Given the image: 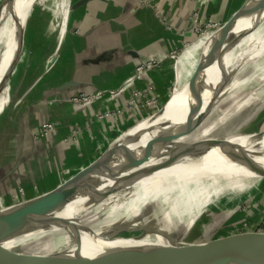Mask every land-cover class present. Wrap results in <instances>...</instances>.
I'll return each mask as SVG.
<instances>
[{
	"label": "bare ground",
	"instance_id": "6f19581e",
	"mask_svg": "<svg viewBox=\"0 0 264 264\" xmlns=\"http://www.w3.org/2000/svg\"><path fill=\"white\" fill-rule=\"evenodd\" d=\"M36 1L5 0L0 7V104L9 74L15 69L21 27L26 25ZM262 2L251 0L236 23L222 33L224 41L227 37L231 41L225 44L222 41L217 46L215 41L221 33L215 31L201 46L205 51L204 65L197 70L191 86L206 80L185 97L172 99L174 104L184 101L180 113L170 119L176 120L177 125H170L164 132L173 103L152 119L140 122L120 139L112 170L99 178L85 197L67 206L50 205L35 213L40 224L22 221L15 232L13 230L0 244V264H90L92 257L107 246L104 242H110L119 232L135 230L144 234L137 245L118 246L121 240L108 252L115 264L190 255L195 253L196 247L188 241L181 243L179 237L182 218L193 211L190 202L194 213L233 212L263 186L264 137L246 141L230 154L221 153L223 145L233 140L227 136L216 139L198 134L177 141L169 138L192 121L194 111L202 108L199 115L209 111V96L222 91L226 83L244 87V83L237 81V75L245 71L247 63L257 64V59L264 54V34L254 37L264 25V8L259 9ZM234 135L248 134L237 131ZM55 193L56 190L27 203L4 206L0 219L46 201ZM160 212L164 214L160 216ZM57 215L85 225L96 237L94 244L89 246L87 234L81 235L55 222L51 217ZM54 237L61 238L60 243L53 245ZM18 253L29 258L16 257Z\"/></svg>",
	"mask_w": 264,
	"mask_h": 264
},
{
	"label": "crops",
	"instance_id": "0c3cea01",
	"mask_svg": "<svg viewBox=\"0 0 264 264\" xmlns=\"http://www.w3.org/2000/svg\"><path fill=\"white\" fill-rule=\"evenodd\" d=\"M79 1L37 0L29 13L21 59L8 86L14 94V109L19 106L13 120L18 136L11 142L0 139V185L5 196L10 186L55 185L38 197L63 188L65 182L82 176L119 136L145 119L139 110L128 111L122 95L106 96L89 114L77 111L69 102L74 94L122 89L128 93L133 86L126 84L137 79L140 61L165 59L170 51L183 48V40L193 38V14L198 13L203 22L224 25L249 0H90L75 9ZM204 37L194 36L179 62L174 60L176 82L189 80L184 77L195 69V56L202 54L201 46L208 39ZM51 56L57 59L53 63L48 62ZM172 68V62L164 64L146 78H138L134 86L144 87L151 78L162 103L169 96L164 80L170 79ZM28 97L32 105L27 109V103L18 105L19 99ZM116 109L121 113L110 119L99 117ZM46 122L55 129L42 132ZM77 130L81 144L69 138Z\"/></svg>",
	"mask_w": 264,
	"mask_h": 264
},
{
	"label": "rangeland",
	"instance_id": "374dc122",
	"mask_svg": "<svg viewBox=\"0 0 264 264\" xmlns=\"http://www.w3.org/2000/svg\"><path fill=\"white\" fill-rule=\"evenodd\" d=\"M44 1H53V0H44ZM4 0H0V7L2 6ZM261 9V8H260ZM193 35L195 38L201 37V32L197 31V29L193 30ZM215 32V31H212ZM219 31L216 30V33ZM264 34V25L262 26L260 32L256 34L254 37L258 38L261 35ZM194 36L191 39L194 40ZM209 35H206L204 38H208ZM183 40L184 43L183 48L179 47L177 50H174L173 52L170 51L169 55H167V58L164 62H162L159 67H162L164 64L173 63V68L171 69V75L169 76V80H164L168 84V86L165 85V88H167V93L169 92V96L162 99V103L159 105H156L153 107L151 111H144L143 108H140L141 113L143 116H145L144 120L152 119L155 115L159 113V111L165 107L166 102H168L171 99L170 103H173L172 99H180L178 97L180 96H186L187 92L190 91V93L193 91L194 88H197V86L201 85L205 80H200L198 84L190 87L189 83L194 75L196 74L197 65L199 64L201 58V53L197 54L195 56V60L197 63L195 64V69H193L189 73V77H184L185 79L188 78L189 80L185 82L181 79H179L177 82V69L175 70L174 66V60L178 59L177 62H179V58L182 57L184 49L186 47V44L191 43L192 41ZM180 42V43H182ZM205 43V42H204ZM203 43V44H204ZM29 50V49H28ZM203 52V51H201ZM205 51L203 52L204 56ZM57 59L53 56L50 57L49 63H53ZM256 61V60H255ZM245 71L243 69L242 72H240L237 75V81L244 83V87L242 88H236V83H226L222 91L217 92L215 94H211L210 101L207 103L208 107H210L209 111L202 115H208L206 117V120L202 124L199 131L196 130V132L193 134L194 136H197L198 134H203L204 137L214 136L216 139L222 138V137H230L233 140H236L238 137L241 136H235L234 132L239 131L242 135L249 134L252 132H262L264 133V124L262 125V129H259L258 132L257 125L261 123V121L264 120V70H261V68H264V54L260 56L257 59L256 63H247L245 66ZM253 68V69H252ZM15 71V70H14ZM196 71V72H195ZM169 75V74H167ZM188 76V75H187ZM236 78H234L236 80ZM234 80V81H235ZM144 81V80H143ZM155 81H153L151 78L147 81H145L144 85L147 84H153ZM163 87V84L160 83ZM191 84V83H190ZM8 85V84H7ZM155 88H157L156 83H154ZM10 86V84L8 85ZM137 86V85H136ZM139 88H143L142 86H137ZM136 88V87H135ZM133 93L132 91H129L126 93V97L128 98L129 95ZM89 95V94H85ZM1 104H0V139H10L7 141H14V139H17L18 133L15 129H17L16 126H14V110L17 113L18 107L14 109V94L9 93V88L6 86L2 95H1ZM183 97V98H184ZM168 100V101H167ZM183 100V99H182ZM17 102V101H16ZM184 101L179 102L178 104H174V106H171V110L169 115L167 116L168 121L166 122L164 126V132L170 128V125H177L174 121H170L171 118L178 115L180 113L181 108L183 107ZM26 104V109L28 105H32V103L29 101V97L27 99H19V104ZM205 105V104H204ZM23 107V106H22ZM128 109V108H127ZM202 108H199L194 115V118H192V122H195L197 119H199L202 115H199ZM7 111V116H4ZM113 115L119 114L121 112V109L113 110ZM25 114L26 111H23ZM156 113V114H155ZM196 116V117H195ZM150 117V118H149ZM9 121L11 122H8ZM5 120L7 121V124L5 123ZM170 121V122H169ZM191 122V123H192ZM140 123V122H139ZM137 123V124H139ZM45 124V123H44ZM43 124V125H44ZM190 124V123H189ZM187 124V125H189ZM42 125V129H44ZM184 127L180 130V132L185 131L188 127ZM21 129V128H20ZM19 129V130H20ZM22 130V129H21ZM43 132V130H42ZM76 131H74L75 135ZM73 133L69 138L74 139V141L77 144H81L80 137H74ZM10 137V138H8ZM235 137V138H233ZM196 141V140H195ZM4 144V142H3ZM13 161H10L9 163H12ZM2 172V171H1ZM3 176H0L2 178ZM55 185H47V184H35L34 186L28 187L26 185H21L18 187L10 186L9 189V195L5 196V192L3 191L2 185H0V198L2 201H0V211L4 208V206H10V205H18L30 202V200L37 199L38 195L41 194L42 191L50 190L54 188ZM191 204V211L190 215H186V218H182L181 227L180 229V242L185 243V241H188L192 244H205L207 243L208 239L213 236V239H217L220 237V235L228 234V236H239L247 233L252 234H263L264 233V185L261 186L257 191L252 193L250 196H248L247 200L242 202L241 204H238V209H236L233 212H225V211H217L215 213H205L201 211L200 213H194L193 203ZM223 212V213H222ZM160 216H162L164 213L160 212L158 213ZM188 216V217H187ZM196 218L193 219V218ZM210 226V227H209ZM188 227V228H187ZM223 230V231H222ZM182 231V233H181ZM222 232H225L222 234ZM139 234H142V231L135 230L132 232H123L119 234L120 236H138ZM213 234V235H212ZM222 237V236H221ZM61 238L54 237L53 239V245L60 243ZM121 241V240H120ZM141 239H135V240H124L122 243H120L118 246H122L123 244H126L127 247H133L137 245L136 243L140 242ZM116 246L113 245L111 247L106 246L102 252H110L113 250Z\"/></svg>",
	"mask_w": 264,
	"mask_h": 264
},
{
	"label": "water",
	"instance_id": "95a60500",
	"mask_svg": "<svg viewBox=\"0 0 264 264\" xmlns=\"http://www.w3.org/2000/svg\"><path fill=\"white\" fill-rule=\"evenodd\" d=\"M89 1L90 0H80L74 6V8L75 9L79 8L87 4ZM250 1L251 0L248 1V3L244 6V8L239 13H237L231 20H229L226 24L222 25L218 29L219 33H221V37H220L221 39L219 38L217 41H215V43L218 44L217 46L221 45L222 41L224 42V44L231 41L230 37L225 38L227 40L224 41V36L222 35V33L226 31V28H230L234 23H236L238 16L245 10V8L247 7ZM4 3H5V0L3 4ZM260 8L262 9L264 8V0ZM26 26H27V23L26 25L21 27V30H20V34H19L20 44L18 46L19 48H18V54H17V61L14 65V68H17V65L19 64L20 59H21L22 50L24 46ZM202 54H201V57H204ZM202 59L203 58H201L199 64L197 65L196 69L199 68L198 71L204 65ZM177 60L178 59H175L176 62ZM13 73H14V70L11 71L9 74L8 85L10 83V78ZM196 77L197 76L194 73V75L192 76L190 80V83H192ZM190 83L189 85L192 88ZM89 95H92V94H89ZM170 102H171V99L168 102H166L164 108H166ZM163 112H164V109H163ZM194 112H198V111H194ZM207 116L208 115H202L199 119L195 121V123L192 126L188 127L185 131L179 132L177 134H171L169 137L170 140L177 141V140H182V138H185L187 136L193 137L194 136L193 134L196 132V130L199 131L202 124L206 120ZM191 122L192 121L190 120V123ZM263 124H264V120L261 121V123L257 125L258 132L260 131L259 129H262ZM138 125L139 124L134 125L131 129L126 131L123 135L119 136L113 142V144L108 149V151L104 153L94 164H92L90 168L82 176L78 177L77 179H74V180L72 179L68 182H65V186L63 188H60L61 186L57 187L56 193L53 196H51L49 199L41 203H38L29 209H23L18 212L2 217L0 219V244L12 235L13 230L15 232V230L21 225L22 221H26L32 224H40V221H37L34 217L37 211H41L53 204H61V205L67 206L69 204H72L78 198L85 197L97 185L98 179L103 178L106 175V173H108L107 172L108 170L109 171L112 170L111 163L115 160L114 158L115 153L119 150L118 144H119L120 139L125 134L130 132L131 130H134L135 128H137ZM263 137H264V133L262 132H259V133L252 132L251 134L245 135L243 137H238L236 140H232V141L225 143L223 145L221 153L222 154L233 153L235 150L239 148V146H241L246 141H252L256 138L261 139ZM130 140L132 142L136 141L135 139H130ZM193 141L192 143L195 144V141L194 142ZM51 218L55 222H58L60 224L66 225L70 228L77 230L81 235L87 234V237L90 239L89 246L94 244L96 237H94L90 233V231L85 225L79 223V221H69L68 219H65L66 217H63V216L61 217V215H57L55 217L53 216ZM121 233L123 232H119L117 236H115V238H113L110 242H104V243L107 246L111 247L114 244L121 242L120 240L124 241V240L139 239L144 235L142 233L134 237L132 235L125 237V236H120L119 234ZM193 246L196 247L194 249L195 253H192L190 255H185V256L182 255L180 257L169 258L166 260H147V262H142L138 264H264V233L263 234H243L239 236L219 237L217 239H213V236H211V238L208 239L207 243L199 244V245L193 244ZM180 249H182L181 251L184 250L183 247H180ZM23 256L28 257L21 253H18L16 255V257H23ZM90 264H115V263L110 258V255L108 254V252L106 253L100 250V252L97 255L92 257Z\"/></svg>",
	"mask_w": 264,
	"mask_h": 264
},
{
	"label": "built area",
	"instance_id": "2783aa9c",
	"mask_svg": "<svg viewBox=\"0 0 264 264\" xmlns=\"http://www.w3.org/2000/svg\"><path fill=\"white\" fill-rule=\"evenodd\" d=\"M191 20L195 24L194 29H197V31L201 32V37L210 35L211 33H213L212 31H216L222 26L221 24H218L215 22H203V20L201 19L198 13L193 14V16L191 17ZM165 24L167 26L166 28L171 31L172 30L171 25H169L168 22ZM165 59L152 58V59L140 61L137 66L138 69H137L136 78L137 79L146 78L147 75H149V73H151L156 68H158V66L162 62H164ZM137 79L136 80L134 79L133 81H130L129 83L126 84V87L130 85L133 86L131 89V91L133 90V93L129 95L128 98L126 97L125 89H122L120 92H99V93L92 94V95L75 94L73 95V97H71L69 102L72 103L75 110L77 111L82 110V111H85V113L89 114V111L93 108V106H95L98 102H102V100H105L106 96L116 97L118 95H122L126 100V103L128 105V111L130 113H134L135 111H138V110L141 111L140 108H143L144 111H147V110L151 111L154 106L159 105L161 103L154 93V85L147 84L143 88H139V87L135 88L134 83L137 81ZM120 113L121 112H119V114ZM112 115L113 114L110 112H106L104 116H102V114L99 113V117L104 118V119L106 118L110 119ZM43 127L44 129L42 130L45 133H48L55 129V125L50 122H46L43 125ZM80 133L81 131L77 130L74 137H78Z\"/></svg>",
	"mask_w": 264,
	"mask_h": 264
},
{
	"label": "trees",
	"instance_id": "16d2710c",
	"mask_svg": "<svg viewBox=\"0 0 264 264\" xmlns=\"http://www.w3.org/2000/svg\"><path fill=\"white\" fill-rule=\"evenodd\" d=\"M223 233H225V232H222V234H223ZM245 233H246V234H252V233H247V232H245ZM224 235H225V237H228V234H224ZM221 236L224 237L223 235H220V237H221Z\"/></svg>",
	"mask_w": 264,
	"mask_h": 264
},
{
	"label": "flooded vegetation",
	"instance_id": "af4514ba",
	"mask_svg": "<svg viewBox=\"0 0 264 264\" xmlns=\"http://www.w3.org/2000/svg\"><path fill=\"white\" fill-rule=\"evenodd\" d=\"M75 95V94H74Z\"/></svg>",
	"mask_w": 264,
	"mask_h": 264
}]
</instances>
